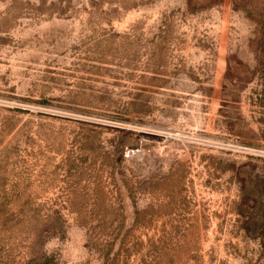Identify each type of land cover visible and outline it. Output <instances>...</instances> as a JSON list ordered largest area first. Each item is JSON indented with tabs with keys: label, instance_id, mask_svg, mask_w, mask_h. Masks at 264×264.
I'll return each instance as SVG.
<instances>
[{
	"label": "rangeland",
	"instance_id": "rangeland-1",
	"mask_svg": "<svg viewBox=\"0 0 264 264\" xmlns=\"http://www.w3.org/2000/svg\"><path fill=\"white\" fill-rule=\"evenodd\" d=\"M0 264H264V0H0Z\"/></svg>",
	"mask_w": 264,
	"mask_h": 264
}]
</instances>
